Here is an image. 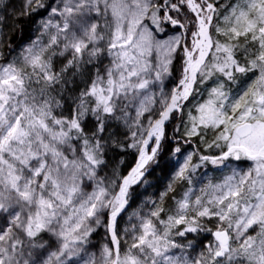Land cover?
<instances>
[{
    "label": "snow or ice",
    "instance_id": "snow-or-ice-1",
    "mask_svg": "<svg viewBox=\"0 0 264 264\" xmlns=\"http://www.w3.org/2000/svg\"><path fill=\"white\" fill-rule=\"evenodd\" d=\"M224 8L219 0H23L13 8L39 35L0 63V264H264V0ZM208 81V98L184 123L189 98ZM238 81L246 86L233 92ZM178 115L170 182L146 214L132 209ZM209 132L219 155L183 147ZM128 149L135 162L126 174L123 156L110 168L108 154ZM233 161L222 183L194 200L189 187L174 210L164 207L202 165ZM213 220L214 230L204 226ZM100 228L106 242L94 252ZM198 232L212 237L199 251L174 239Z\"/></svg>",
    "mask_w": 264,
    "mask_h": 264
},
{
    "label": "rangeland",
    "instance_id": "rangeland-1",
    "mask_svg": "<svg viewBox=\"0 0 264 264\" xmlns=\"http://www.w3.org/2000/svg\"><path fill=\"white\" fill-rule=\"evenodd\" d=\"M5 4L8 5V8L6 11H0V15H3L5 17L4 21L0 22V33H4V39H3V46L0 47V52L4 53L5 59L0 60V63H6L8 60L13 59L14 57H18L21 55L22 49L29 45L32 40H35L39 33L34 29L32 37L25 41L21 46L17 48H13L14 51L9 54V48L8 45L10 44V37L13 30H15L17 22L20 18L23 17H17L13 15V8L17 9L18 11L22 9L23 6V0H4ZM221 5H224L225 8L221 9L222 14L226 11V7L228 5L238 4L241 2V0H219ZM46 40V37L44 38ZM220 39H223L222 37ZM242 39V38H241ZM188 42L190 43V37L188 38ZM109 63V60L106 58L104 60V64L107 65ZM181 61L177 59L174 61V66H178ZM59 63H57V67H59ZM178 66V68H180ZM239 75V74H238ZM179 79V78H178ZM214 79V78H213ZM243 79V77L241 78ZM167 87L165 90L167 91L168 88L172 86L171 78L167 80L166 82ZM212 86V81H208L206 84L199 85V91L194 94V96L191 98L190 103H188V107L184 109L183 113V121L184 123H187L188 121V113L189 111L192 112L193 115L196 114V108L195 106L199 103H202L204 100L208 98V89H210ZM246 85L241 84L239 81L236 84H229L228 87L233 91H239L240 88L245 87ZM79 87H83L82 84L77 82V89ZM173 128H174V136H180L183 132V126L181 124V118L180 116H177L175 121L173 122ZM180 128V132H176L175 129ZM214 138V134L212 132H209L205 138L204 142H200L199 138L194 139V147L191 145H183L184 148H187L191 150V148H198L201 154L210 155L214 152H218V155L221 152V149H217L215 147H208L207 145L212 142ZM182 143V142H181ZM133 153L134 151L131 150ZM171 156V154H170ZM169 156V157H170ZM168 157V159H169ZM119 155L115 152H110L108 154V160L111 166H114L116 164H119L120 161ZM168 159L166 158L165 161L160 162L159 167H155V170L152 171L150 175H148L147 179L149 181V184L143 185V186H136V197L135 202L132 205V209H142L143 213H147L151 208L152 204L151 201H156L159 203V197L162 192L166 189L168 183L171 179V172L166 167ZM194 158V162H195ZM124 163L120 165V170L124 172V167L127 163V158L123 156ZM251 162H246L243 165H241V168L243 170H247L250 166ZM236 162L229 163V166L225 168L223 165H212L210 163L202 165L200 168L196 170V172L193 174V183L191 185H188L186 182H182L181 184H178L176 186L175 193H170L169 197L175 196V199H172L168 205H166V199L163 202L164 207L166 209H175V200H178L182 198L183 193L188 190L189 187L193 190L192 199H195L196 195H201V189H207L209 185L219 184L224 181V179L232 174V170L235 167ZM110 171V169H109ZM130 209L129 211H131ZM127 222V217L124 218V222H122L121 227H124ZM204 226L215 229V220L212 222L204 221ZM183 225L178 226V228L183 229ZM175 231V230H174ZM177 243L181 244H187L188 241H192L193 244L197 247V251L203 248V244L207 243L209 240L212 239L209 233L207 232H198V233H188L186 237H174ZM106 242L105 237L101 238L98 245H95V247L91 248V251L98 252V249L101 244ZM203 242V243H202ZM186 251L191 252V249H186ZM171 254L180 255L181 250L180 249H172Z\"/></svg>",
    "mask_w": 264,
    "mask_h": 264
},
{
    "label": "trees",
    "instance_id": "trees-1",
    "mask_svg": "<svg viewBox=\"0 0 264 264\" xmlns=\"http://www.w3.org/2000/svg\"><path fill=\"white\" fill-rule=\"evenodd\" d=\"M35 26L31 25V22L26 19V18H20L17 22L16 28L15 30H13V32L11 33V39L9 41V43L11 44L12 48H17L19 46H21L25 41L29 40L34 32ZM180 64H178V66H180ZM178 66H174V71H173V76L178 80L179 76H180V71H181V67L178 68ZM175 120L171 121L170 124L167 126V131H166V141L162 143V147H163V152L161 153V157H160V162L165 161L166 158L168 159V157L171 154V150L172 148L175 147V141L172 139V137H174V128H173V122ZM182 142V141H181ZM194 147V141L193 144L191 145ZM115 153H117L119 155V157L124 156L127 158V163L124 167V172L126 174V172L128 171V169L134 164L135 162V153H133L131 151V149H128L127 154L125 153H121L119 150L117 151H113ZM210 155H218V152H214ZM135 191H136V187H135ZM172 200L171 196L168 197L166 199V205H168V203H170ZM105 234H104V229L100 228L97 229L96 233H93L92 237L90 238L92 240L93 245H98L101 238H104Z\"/></svg>",
    "mask_w": 264,
    "mask_h": 264
},
{
    "label": "water",
    "instance_id": "water-1",
    "mask_svg": "<svg viewBox=\"0 0 264 264\" xmlns=\"http://www.w3.org/2000/svg\"><path fill=\"white\" fill-rule=\"evenodd\" d=\"M192 97H190L189 99H191ZM171 122V121H170ZM170 122H168L165 126V133H166V130H167V126L170 124Z\"/></svg>",
    "mask_w": 264,
    "mask_h": 264
},
{
    "label": "flooded vegetation",
    "instance_id": "flooded-vegetation-1",
    "mask_svg": "<svg viewBox=\"0 0 264 264\" xmlns=\"http://www.w3.org/2000/svg\"><path fill=\"white\" fill-rule=\"evenodd\" d=\"M191 100V99H190ZM179 116V115H178ZM167 131V130H166Z\"/></svg>",
    "mask_w": 264,
    "mask_h": 264
}]
</instances>
